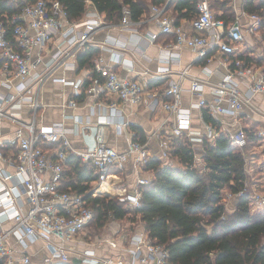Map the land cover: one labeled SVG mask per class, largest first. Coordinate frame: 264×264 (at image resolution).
Here are the masks:
<instances>
[{
	"label": "built area",
	"instance_id": "2783aa9c",
	"mask_svg": "<svg viewBox=\"0 0 264 264\" xmlns=\"http://www.w3.org/2000/svg\"><path fill=\"white\" fill-rule=\"evenodd\" d=\"M167 1L169 0L159 6L151 5L146 19L153 21L158 28L157 32L149 33L150 41H155L159 34L172 36L171 41L162 47V55L159 57L162 66L156 75L164 77L170 73L167 63L172 56H177L170 54L168 49L171 47L190 49L200 57H206L207 61L212 60L208 56L209 51H216L219 56L217 68L224 70L220 79L213 82L204 78L191 79L188 88L191 93L196 94L207 88L213 99L207 101L200 97L191 105L200 109L201 114L202 109L207 108L210 115L219 122V126V115H228L236 122L240 121L243 103L251 106L254 95L260 93L264 96V73L253 69L248 61L238 57L240 52L237 45L244 41L246 34L254 37L260 35L262 17L257 13H247L243 2V12L227 21L220 17L221 14L214 13L211 0H195V13L189 19V26H185L167 13ZM88 2L90 1L86 0L87 4ZM242 16L248 17L247 23L242 22ZM142 21L130 19L128 12L124 10L122 18L115 25L128 29ZM8 23L11 25L9 28L7 23L0 20V65L8 78L4 84L9 88L7 93L0 92V123L3 120L10 121L14 123L15 129L11 140H0V224L4 221H11L12 224L8 228L0 226V264H30L28 254L15 257L14 250L8 243L13 233L18 234L19 240L25 236L32 241L39 239L45 243L49 253L42 264L65 262L68 261L69 252L74 250L75 240L84 233V226H89L95 216L83 194L59 188L68 155L73 153L94 168L97 174V179L93 182L95 195H110L114 190L130 208L141 205L140 186L153 178L151 171L144 170L152 156L147 145L134 138L135 132H130L123 150L110 144L103 126L107 119H100L93 146L75 147L62 123L41 125L36 121H24L18 116L23 103L30 104L34 110L39 106L34 89L36 85L42 84L57 67L68 66V56L84 44L90 43L98 29L112 25L104 20L102 13L95 9L86 11L84 18L70 20L58 0H35L25 2L19 13L13 14ZM66 25L82 29L79 33L70 35L64 48L58 49L44 61L43 72H31L32 65L42 62V52L47 44ZM34 51L37 56L33 60ZM101 61L99 58L95 63V73L85 87V93L90 96L108 93L120 101L131 103H141L148 96L151 106L159 103L164 111L174 116L169 135L160 136L158 141L159 157L165 164L177 165L172 156L173 137L183 136L193 147L195 143H200L203 147L205 140L214 139L217 130L211 124L205 122V130L202 132L191 129V106H182L180 78L165 79L150 89L143 78L121 77L112 67L102 65ZM184 73L183 70L180 77ZM144 75H148V71H144ZM11 77L15 81H10ZM238 79L248 81L245 90L240 88ZM53 80L71 85L75 95H79L83 85L80 80L72 81L65 77ZM252 108L257 109L256 106ZM117 122L119 127L126 126L121 116ZM243 129L240 122L233 131H219L228 135L234 147L243 148L247 142ZM256 132L261 140L254 146L256 155L246 159L247 174H250L249 161H253L258 155L260 158L257 162L264 167V127L258 126ZM130 160L136 171L135 184L115 190V172L124 168ZM201 162V153H196L194 163ZM246 189L247 187L237 194L226 193L225 203L234 196L242 195ZM247 191L250 212L262 215L264 193L255 187ZM106 241L113 247L117 245L116 240ZM131 244L130 261L119 256L86 257L91 264H170L168 250L162 244L151 241L144 230L133 234ZM88 253L89 251L85 252Z\"/></svg>",
	"mask_w": 264,
	"mask_h": 264
},
{
	"label": "trees",
	"instance_id": "16d2710c",
	"mask_svg": "<svg viewBox=\"0 0 264 264\" xmlns=\"http://www.w3.org/2000/svg\"><path fill=\"white\" fill-rule=\"evenodd\" d=\"M35 0H0V20L8 23L18 14L25 2ZM70 20H79L87 10L86 0H58ZM107 22L119 21L128 12L130 19L138 20L150 11L151 5L166 0H89ZM229 0H224L227 5ZM244 10L262 17L261 37L264 40V0H245ZM166 11H172L175 20L191 18L195 13V0H169ZM231 8H224L220 17L234 19ZM176 20V22H178ZM78 52L79 66L91 67L99 48L85 44ZM248 62V56L239 54ZM263 62V60H258ZM264 73V69L262 70ZM204 121L216 127L212 141H204L202 162L195 164L196 150L185 137H173L172 156L177 165H167L160 157H152L144 167L153 178L140 186L141 205L130 208L125 200L109 195H95L93 182L97 179L94 168L70 153L63 167L59 188L84 195L94 210L93 221L102 227L110 220L126 217L143 224L151 241L168 250L170 264H264V213L255 215L248 205L249 192L233 197L235 208L227 211L226 193L237 194L246 186L247 158L256 155L253 147L261 140L256 133L259 123L249 120L244 124L246 145L234 147L228 135L220 132L219 122L202 109ZM219 131V132H218ZM139 135L135 132L134 138ZM90 226V225H89ZM55 264H72L69 261Z\"/></svg>",
	"mask_w": 264,
	"mask_h": 264
},
{
	"label": "crops",
	"instance_id": "0c3cea01",
	"mask_svg": "<svg viewBox=\"0 0 264 264\" xmlns=\"http://www.w3.org/2000/svg\"><path fill=\"white\" fill-rule=\"evenodd\" d=\"M245 0H229L227 5H224V0H211L212 9L217 15L223 14L224 8H231L235 14H240L242 4ZM96 8L92 2L87 4V12L94 11ZM86 13V12H85ZM167 13L176 18L172 11ZM147 15H143L140 19L143 21L131 26L128 29H122L117 22H108L111 26H104L98 29L92 36L91 44L99 48V52L93 60L91 67L79 66L77 59L78 52L82 50L84 45L78 50L71 53L66 59V67L59 66L52 71L51 76L44 80L40 85H36L35 91L38 95L39 106L34 110L30 104L23 103L20 109L19 117L24 121H36L41 125H53L62 123L68 130V137L75 147H91L94 144V134L100 123V119H107L103 123L105 132L108 136L110 144L123 150L127 144V138L130 132H139L136 137L142 143H145L150 150L152 157H159L160 148L158 141L160 136H168L174 124V116L170 115L162 109L160 104L151 106L148 96L141 103H131L120 101L114 95L101 93L96 96H90L85 93L84 89L94 75V65L99 58L102 59L101 64L112 67L121 77L144 79L148 83L147 88H152L157 84L169 79H181L182 85V106H191V129L204 131L205 121L202 117L201 110L191 105L198 101L200 97H204L207 101H212V95L209 89L205 88L200 94L191 93L189 84L191 79H208L209 81H217L221 77L223 68H217L218 54L216 51H209L208 56L212 57L211 61H207L206 57H200L197 53L187 48H170L168 49L172 56L169 65L170 73L163 76H157L156 73L162 62L159 57L162 55V47L171 41V35L159 34L155 41H150L149 33L157 32V25L146 20ZM85 17V14L82 18ZM189 19L181 17L177 20L179 23L189 26ZM243 23L248 22L247 16L241 17ZM105 20V19H104ZM82 27L74 28L70 25L64 26L60 33H57L52 40L47 44L42 52V62L31 66V72L41 73L45 70L44 61L47 60L58 49L64 48L65 41L70 35H75L81 31ZM252 37L249 34L245 35V40ZM254 37V36H253ZM110 41V42H109ZM242 43L237 45L240 46ZM242 50V49H241ZM174 52V54H172ZM177 53V54H175ZM240 54H243L240 52ZM37 56L34 51L32 59ZM185 71L183 76L180 73ZM144 71H148V75H144ZM56 77H65L67 80L83 82L80 87L79 95L74 94V89L71 85H66L53 80ZM8 78L4 72V68L0 65V92L7 93L8 87L4 84ZM240 88L246 89L248 81L238 79ZM10 81H15L14 77ZM251 106L243 103L240 121H235L228 115H219L221 124L220 131L226 129L229 131L235 130L239 123L244 127L249 125V120H255L259 123L258 126L264 127V96L260 93L254 95L251 100ZM257 107V109H253ZM121 116L126 126L119 127L118 119ZM239 122V123H238ZM14 123L3 120L0 123V140L9 141L14 136ZM197 154L202 152L200 143H195ZM174 163L178 164V160L174 159ZM115 190H121L124 187H132L136 180V171L134 170L132 161H128L124 168L117 170ZM151 175L149 173H146ZM124 182V183H123ZM121 183V184H120ZM120 185V186H119ZM234 198L230 199L233 200ZM229 202V201H228ZM227 202V209L232 211ZM235 201H233L234 203ZM12 224L11 221H4L0 224L3 228H8ZM144 229L140 222H131L127 230H115L112 236H108L98 242L87 244L85 241L75 240L74 250L69 252L68 261L72 264H91L86 256L93 255L94 257H122L130 261L132 259L131 237ZM106 239L116 240L117 245L111 246ZM9 245L14 250L15 257L22 254H28L30 264H42L49 250L42 240H30L27 237L19 240L18 234L13 233L10 236ZM76 249V250H75ZM89 251L88 254H85ZM73 254V255H72Z\"/></svg>",
	"mask_w": 264,
	"mask_h": 264
},
{
	"label": "rangeland",
	"instance_id": "374dc122",
	"mask_svg": "<svg viewBox=\"0 0 264 264\" xmlns=\"http://www.w3.org/2000/svg\"><path fill=\"white\" fill-rule=\"evenodd\" d=\"M237 50L241 53L243 51V54L248 56V60L250 61L249 64L251 65V67H253V69L261 70V71L264 69V40H262L261 32L259 36L249 37L247 40L243 42V44L238 46ZM260 59L263 60V62L259 63L258 60ZM193 148L195 150L197 149L196 147H193ZM253 150H255L254 147H253ZM251 157L252 156H250V158ZM259 158L260 156L258 155L253 161H249V165H248L249 172L248 173L250 174H248L247 176L245 186L247 187V189H252L255 187L257 190H261L264 193V167L259 166L257 162ZM117 193L118 192H114V190H112L109 196L118 197L121 199V197ZM234 200L235 199L231 201L228 200L229 201L228 205H230L229 207L232 209L235 208V202L233 203ZM227 211L229 210L227 209ZM135 219H136L135 223L140 222L138 219V216H136ZM130 223H131V218H128V217L121 219V220H110L106 222L102 227H97L94 225V223H92L90 224V226H84V233H81L79 235L78 240L85 241L88 245L91 243L96 244V242H98L99 240H102L103 238L108 237V236H112L115 230L117 229L127 230V228L130 226Z\"/></svg>",
	"mask_w": 264,
	"mask_h": 264
}]
</instances>
